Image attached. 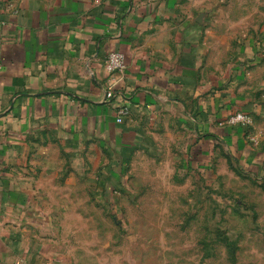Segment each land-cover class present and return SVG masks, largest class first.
Returning <instances> with one entry per match:
<instances>
[{"label": "crops", "instance_id": "1", "mask_svg": "<svg viewBox=\"0 0 264 264\" xmlns=\"http://www.w3.org/2000/svg\"><path fill=\"white\" fill-rule=\"evenodd\" d=\"M175 2L0 0V264H35L29 196L43 145L122 161L186 132L200 149L244 142L228 120L255 111L238 89L243 71L221 77L205 63ZM112 52L122 72L107 70Z\"/></svg>", "mask_w": 264, "mask_h": 264}, {"label": "rangeland", "instance_id": "2", "mask_svg": "<svg viewBox=\"0 0 264 264\" xmlns=\"http://www.w3.org/2000/svg\"><path fill=\"white\" fill-rule=\"evenodd\" d=\"M175 1L205 63L243 71L255 111L229 125L244 142L200 149L186 132L122 161L43 145L29 196L35 264H264V0Z\"/></svg>", "mask_w": 264, "mask_h": 264}, {"label": "built area", "instance_id": "3", "mask_svg": "<svg viewBox=\"0 0 264 264\" xmlns=\"http://www.w3.org/2000/svg\"><path fill=\"white\" fill-rule=\"evenodd\" d=\"M107 70L110 73L122 72L125 69V57L120 52H112L108 56ZM106 97L113 98L115 97L114 91L109 88L106 92ZM130 109L125 104L119 105L116 109V122L121 124L124 122L125 118L129 116ZM230 124H238L242 126H247L250 124V119L244 114L237 113L236 115L229 118Z\"/></svg>", "mask_w": 264, "mask_h": 264}, {"label": "trees", "instance_id": "4", "mask_svg": "<svg viewBox=\"0 0 264 264\" xmlns=\"http://www.w3.org/2000/svg\"><path fill=\"white\" fill-rule=\"evenodd\" d=\"M240 129H241V131H237V134H244V135H246L245 134V130H244V128L243 127H239Z\"/></svg>", "mask_w": 264, "mask_h": 264}]
</instances>
